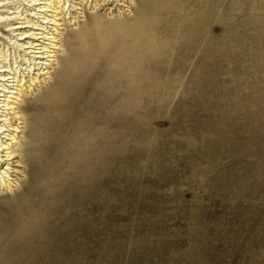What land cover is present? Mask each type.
I'll return each instance as SVG.
<instances>
[{
	"label": "rangeland",
	"instance_id": "obj_1",
	"mask_svg": "<svg viewBox=\"0 0 264 264\" xmlns=\"http://www.w3.org/2000/svg\"><path fill=\"white\" fill-rule=\"evenodd\" d=\"M1 70L0 264H264V0H0Z\"/></svg>",
	"mask_w": 264,
	"mask_h": 264
},
{
	"label": "bare ground",
	"instance_id": "obj_2",
	"mask_svg": "<svg viewBox=\"0 0 264 264\" xmlns=\"http://www.w3.org/2000/svg\"><path fill=\"white\" fill-rule=\"evenodd\" d=\"M35 4L36 3H32L31 6H35ZM47 24L48 23H45L44 25ZM13 29L16 30L18 28H13ZM41 38H44L45 40V37H41ZM36 46H41V45H34V47L30 46L29 48L35 50L37 48ZM41 47H38L39 48L38 50H40ZM42 49L45 48H41V50ZM44 52L46 51H41V54H45ZM37 64H42V63H36V65ZM43 65L44 64H42V66ZM4 73L7 72L5 70L0 71V74H4ZM3 77L5 76H0V83L5 86V82H7V79ZM73 88L74 90L71 91L65 90L64 92L60 93L59 96L53 95L52 98L42 93L41 96L42 100L39 102V109H37V113L35 114V116L33 118H30L31 120L29 122H25L24 120H22L23 122L22 124H20L23 125L22 127L23 130L21 133L22 139L19 145V153L24 152L28 149V146L33 140V137L35 135L38 137V139L35 140V142H38L36 146L42 148L43 151L47 148V146L51 142H55L52 149L55 152H57V156L59 155L58 152L62 150L61 144H64L66 142L67 137H72V138L76 137L79 139V144H81V142L84 139L83 137H84V126H85L81 114L83 108H82V104L80 103L82 99V97L80 96L82 95L79 93L76 87ZM70 95L73 96L76 95L78 97L75 103L72 97L71 100H65V98ZM33 104L35 105V103ZM74 118H77L78 122L76 124H73ZM3 134L4 133H0V135ZM0 163H2L1 160ZM29 221L32 225L34 224V220H29Z\"/></svg>",
	"mask_w": 264,
	"mask_h": 264
}]
</instances>
